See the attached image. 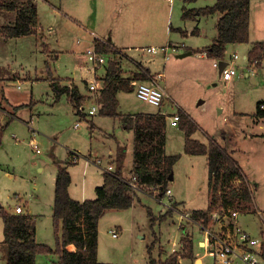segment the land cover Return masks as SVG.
Here are the masks:
<instances>
[{"label": "rangeland", "instance_id": "374dc122", "mask_svg": "<svg viewBox=\"0 0 264 264\" xmlns=\"http://www.w3.org/2000/svg\"><path fill=\"white\" fill-rule=\"evenodd\" d=\"M35 1L39 6V14L44 27V37L30 35L15 38L2 44V46L7 45L6 48H0V51L5 52L2 62L5 71H0V77L2 76V79L0 78V98L6 95L10 101L20 103H29L33 99L35 106L34 115H32L34 116L33 120H30L31 116L28 110V115H24V113L20 114L22 119L5 114V122H0V125L8 123L3 135V144L0 147V208L3 206L9 212L14 211L16 205L21 202L24 208L26 205L28 208L32 207L37 213H46L47 215H42L41 218L40 237L55 250L57 247V233L53 215L50 213L53 211L54 203L53 199H51V194L54 195L56 173L53 172V168L56 169L55 161L58 159H67L68 149L81 150L84 154L88 155V151L92 146L91 128L89 127L92 118L105 130L116 132L121 137L123 133L129 138L127 161L132 158L133 133L123 131L119 121L113 117L98 114L94 117L87 116L86 118H81L82 116L76 112L74 106L68 100L67 95H62L59 103L55 104V98H53L50 83L48 82L49 76H52L51 73L58 75V77H64L65 79L76 77L77 80H80L79 77L82 72L78 71V63L69 54L72 52L71 49L75 46V40L80 36V32L77 29L67 27L64 23L69 22L74 25V21L68 17V14H72L71 11L63 7L64 0L61 3L62 5L60 4V0ZM159 1L160 3L157 4H160V12L162 11L161 14L164 17L165 8L170 9L171 4L166 0ZM148 2L152 3V0H148ZM193 2L195 3L192 6L200 7L213 4L215 1L193 0ZM119 6V1L114 0L111 8L114 16L120 13L122 8ZM184 6L189 7L187 1L175 0L174 7L172 8L174 10L172 21L177 28L188 27L190 29L194 24L190 22L186 25V21L183 20L182 12ZM54 8L57 10L62 8L61 10L65 13L61 11H59L60 13H56ZM252 9L255 28L260 25L264 28V0H255L252 4ZM140 10L150 13V15L143 16L144 19L142 22H153L152 9H145L143 7ZM13 18V13L7 14L5 12L3 16L0 14V23H6ZM164 23L163 18L155 21V24H158V26L153 30L152 35L160 38L161 33L164 31ZM50 25H57L58 31L56 35L55 33L51 34L52 30L49 27ZM200 27L202 28V34L199 37L196 36L187 40L183 39L185 37L182 38L181 33H175L174 31L170 34L169 40L175 42L185 41L187 44L194 43L200 46L208 45L217 32L214 20L212 18L203 20ZM61 33H65L68 36H60V38L54 37L59 34L61 35ZM255 34L257 35V33ZM255 34L254 38H256ZM149 36H151L150 33L138 45H158L156 38H148ZM81 39L83 38L81 37ZM47 46L51 50L58 49L61 51L58 58L51 60V57H48L47 52H49V49ZM235 52L241 56L236 61L240 67L239 71H241L242 68L248 65L247 62L245 64V59H243L246 46H230L225 53V58L229 59ZM140 53L143 54V51L141 50ZM49 54L53 55V51ZM171 54L175 55L177 53L170 49L168 51L169 57H171ZM144 55L152 56L148 52H145ZM113 58H116V61H120L117 57H110L111 60H115ZM167 59V63L170 66L173 58ZM134 66H136L135 63ZM137 66L140 69L144 68L141 67L140 63ZM204 67L211 75L209 77L210 80L206 79L205 81L200 78L192 82L188 81V78L184 76V79L187 80L188 87H181V83L179 82L180 78L172 82L180 88L179 96L182 99L181 102L186 106L187 114L194 121L199 122L222 146L226 147L229 153L232 151L230 148L236 149L233 157L238 158V161L242 162L245 168H248L246 159L252 160L255 157L256 159L253 163L257 165L254 167V171L264 179V123L260 125L254 121L257 101L264 97V84L259 83L257 86H254L251 84V78L248 76H236L233 79V84L226 86L220 76L219 69L217 67L218 70L214 68L212 62L206 60ZM127 68L129 67L127 66ZM167 71H169V77H172L175 73L183 74L187 71V67L180 66L178 67V71H175V66H170ZM16 73H19V77L17 78H25L22 79L23 87L21 89L17 88L18 83H10L8 85L7 80H5V76L14 77ZM35 77L38 78L35 80L33 87L31 78L34 80ZM45 77H48V79H45ZM146 80L159 83L158 79L153 78V76ZM49 81L51 82L50 79ZM89 97L90 100L84 104L86 110L94 102L92 94ZM200 100L204 101L199 103ZM119 104L121 110L125 113H152L159 110V107L141 100L134 91L121 92L119 95ZM165 106L163 105L162 109ZM165 109L167 112L177 111L175 106H167ZM220 109H223V112L220 113ZM77 122L81 124L79 128L75 126ZM170 125L168 126L166 151L168 154H180V158L173 169L175 178L171 181L174 196L178 201L184 200L185 208L187 209L206 208L210 203L207 158L204 155L187 154L185 152L186 133L184 129L181 125L178 127H172ZM197 133H199L198 136L204 142L208 141L209 143L208 136L204 131L200 130ZM31 140L38 143L40 152L32 148L30 145ZM93 146L99 149L103 145L94 139ZM103 150L107 151V148H103ZM87 155L82 156L81 154L77 164H72L70 167L74 175L78 177L73 182V188L75 187L76 190H81V181L84 177L102 175L95 168L88 167ZM40 166H43V170L39 169ZM259 182V187L256 190L254 188L255 186L253 187L255 196L253 203L250 204L251 209H245L241 204L235 205L231 209L232 211L236 210L239 212L238 219L240 224L252 236L261 239L264 235V182ZM37 192L41 196V201L38 202L33 197V199H29L32 194H36ZM154 196H156V193L142 196L146 198L145 203L147 205L133 206L128 209H110L100 218L98 247V259L100 261L105 264H149L148 246L153 240L155 231L162 235L161 242L163 243L168 240L172 243L174 237L180 236L181 231L177 232L176 220L170 217L172 213L167 214L165 212L163 215L157 216L153 212L157 221L152 225L148 215V209L150 208L152 211L155 210L158 212L161 208H165L162 203L153 198ZM168 200L169 198L163 202H169ZM135 201L137 202L138 198H135ZM259 210L262 214H260ZM232 216L229 213L228 219L226 218L227 225L234 227V219ZM159 219L160 221L167 220L161 223L158 222ZM187 223L191 224H187L188 230L185 231L187 234L191 233V231L193 232L195 237L194 253L197 254L198 258L195 255V259H190L186 264H219L215 256L214 248L209 245L201 246L199 244L197 237L206 236L200 226L195 223L193 224L191 221H187ZM213 227L219 230L220 225L216 224ZM118 228L120 232L119 236H113L111 230ZM61 234L60 229L58 236H61ZM3 237L4 222L0 214V240H3ZM156 241L158 242V235H156ZM4 254V249H0V264H6L7 259L5 260ZM198 259H202V262H198ZM47 261L46 263V260L40 256L37 264H58V254L53 253ZM261 264H264V262Z\"/></svg>", "mask_w": 264, "mask_h": 264}, {"label": "trees", "instance_id": "16d2710c", "mask_svg": "<svg viewBox=\"0 0 264 264\" xmlns=\"http://www.w3.org/2000/svg\"><path fill=\"white\" fill-rule=\"evenodd\" d=\"M250 4L251 0H216L214 5L201 10L203 14L214 12L221 14L217 22V37L212 44L203 49L209 57L222 59L225 57L228 43L249 41ZM0 8L16 13L12 24L0 25L1 35L14 37L37 32L40 23L34 0H0ZM95 41L98 50L112 51L103 40L96 38ZM263 58L264 42H256L249 52V59L258 61L257 64L260 65ZM147 71H149L148 68L144 67L139 69L133 77L126 78L123 76V69L119 63L111 60L104 79L105 85L100 93V114L115 118L123 117L126 127L134 130L133 171L137 174L139 185L151 190L152 187L157 188V198L161 199L166 195L171 181L170 175L180 158V154L166 153L168 117L162 112H139L122 116L118 110V91L133 90L131 85L133 79H150L151 75ZM50 80L56 97L66 93L76 108L82 105L84 97L80 95L77 85H61L57 78ZM262 103L264 100L257 103L256 114L260 116H264ZM179 114V124L186 133L185 152L207 155L209 169L210 203L207 208L192 210L191 218L205 227H210L213 220L212 212L218 207L230 209L241 204L245 209H251L254 191L238 161L215 139L209 138L208 144L195 139L193 134L198 129V124L186 112L179 110ZM7 124L0 125V147L3 144ZM125 155L126 148L119 146L116 172L105 173L104 183L97 187V197L84 201L70 195L69 186L72 177L68 169L69 163L55 162L57 166L53 204V218L57 233L55 250L37 241L35 216L28 213L9 212L1 206L7 264H37V255L53 253L58 254L59 264H100L98 261L100 218L110 209L132 207L136 198L135 191L120 178L123 176L121 167ZM172 206L175 208L176 203ZM169 213H172L171 209L167 211V214ZM148 215L154 225L157 218L150 208ZM60 229L62 234L58 236ZM156 242L155 237L148 246L149 264H183L182 259H195L194 241L189 234L181 238V249L166 257H153L152 251ZM70 244H74L76 249H68ZM262 255L264 257V245Z\"/></svg>", "mask_w": 264, "mask_h": 264}, {"label": "crops", "instance_id": "0c3cea01", "mask_svg": "<svg viewBox=\"0 0 264 264\" xmlns=\"http://www.w3.org/2000/svg\"><path fill=\"white\" fill-rule=\"evenodd\" d=\"M62 1L63 0H60V4L62 3ZM113 1L114 0H64L63 7L66 10L71 11L72 14H68V13L67 14L69 15L68 17L74 21V25L72 23H69V22H64V23L66 24L67 27L77 29L80 32V36L76 38L75 46L72 47V49H71L72 52H70L69 54L71 56H73L74 59L76 60V62L78 63V65H79L78 71L82 72V74L79 77L80 80H77L76 77H69V78H67L68 79L67 80L64 77H60V76L58 77V75H53L52 73H51L52 76H49V79L57 78L61 85H69V84L77 85L80 95H82L84 97L82 105H84L88 100H90L89 96H90V94H92V91L89 88V84L91 83V81L96 80L101 85V89H100L99 96H98V101L101 104L100 93H101V90L104 88V85H105L104 79H105V76L107 74V67L109 65V62L111 61L110 57L111 56L117 57L118 60H120L117 62L122 67L123 76L126 78L133 77L134 74L139 71L140 67L137 66V64L140 63L141 67H147L148 68L149 71H147V73H149V75L153 76V78H157L159 84L167 91L169 96L165 99V101L163 103L164 106L166 105L165 108L167 106H173V107L175 106L177 108V111L175 110V112H167L165 108L162 109L163 108V106H162V108H159V110L157 112H162V113L167 115L168 126L171 124L170 126H172V127H178L180 124L173 125L171 123V120L169 119L170 116L176 112H179V110H182L186 113H188V111H186L187 109H186V106L184 105V103L181 102L182 99L179 96V93H180L179 86L178 85L175 86L172 82L175 79L180 78L179 82L181 83V87L182 86L188 87L187 80L184 79L185 77L188 78V81H192V82H194L195 80H198L200 78L204 79L206 81V79H209V77H211V75L208 73V71L204 67V62L206 60H208V61L212 62V66L214 68H216V66H214V64H213V58L209 57L207 55L206 51H204L203 49L213 43V41L217 37L218 32H216V34L213 36V38L211 39V41L209 42L208 45L205 44L202 46H200L199 44H194V43L187 44V42H185V41L175 42V41L169 40V37H170V34L173 33L174 31H175V33H179V34L181 33L182 38L185 37L183 39H187V40L192 38V37H196V36L199 37L202 34V28L200 27V25L202 24L203 20H208L210 18H212L214 20L215 28L217 30V22L219 20L220 15H221L220 12H214L212 14L201 13V10L203 8H205L207 6L214 5L216 3V0H214L215 2L213 4H208L206 6H200V7L192 6V5H194L193 3H195V2H193V0H185L188 2L189 7H187V6L183 7L182 18H183V20L186 21V25H188V23H190V22L194 24V26L191 27L190 29L188 27H186V28L178 27L177 28L174 26L173 21H172V14H173L174 10L172 8L174 7L175 0L172 2L169 0H166L171 5H170V9L165 8V16L164 17L161 14L162 11L160 12V4L159 5L157 4V3H160L159 0H157V1L152 0V3L148 2V0H118L120 3L119 7L122 9H121L120 13H117L115 16L113 14V11H111V8L113 6ZM254 1L255 0H251V4H250L249 41L248 42H231V43H228L227 47H226V51H227V49L230 46L245 45L246 46V52H245V55L243 56V59H245L244 60L245 64H246V62L248 63V61H249V52L253 48L254 44L256 42H261V41L264 42V28H262L261 25L258 26L257 28H255V21H254V16H253V9H252V4ZM35 3H36V1H35ZM36 5L38 8V19H39L40 25L37 29V32L35 34H31V35H38V36L40 35V36L44 37V33H43L44 27H43L42 20L40 18V14H39V6L37 3H36ZM143 7L145 9H152L153 12L151 14L153 15V22H151V23L147 22V21L142 22L145 15H148V14L150 15L149 12H143L140 10V9H143ZM54 9H55L56 13H60L59 11H61L62 13H65L61 10L62 8H59L60 10H57L56 8H54ZM5 12L7 14L13 13L14 18L10 19L6 23H0V25L12 24L15 21V16H16L15 11H7V10L0 8V14L2 16L4 15ZM123 12H124V14L122 15ZM155 14H157V16H155ZM161 18H163L165 21L164 31L161 33L160 38H157L154 35H152V32L158 26V24H155V21H159ZM61 20H63V19H61ZM145 22H146L148 27L146 26ZM49 27L52 30L51 34L55 33V35H56V32L58 31L57 25H50ZM145 30H147L146 33H145ZM93 31L95 32L96 37H98L99 39H101L105 43H107L108 48L112 50L110 52L104 51L106 54V57H107L106 62L97 68L93 67V65H92L91 61L89 60L88 55L86 53V50L89 47L93 46L94 44L96 46V41L94 42V40L96 38L93 34H91ZM148 33L151 34V36H149L148 38H153V39L156 38L158 45H156V44H149L147 46L138 45L143 39L147 38ZM255 33H257V35ZM254 34L256 35L255 36L256 38H254ZM25 36H30V35H25ZM25 36L5 37V36L0 34V46H1L0 48H6L7 47V45L2 46V44H4V43H7V42H9L15 38H21V37H25ZM60 36L61 37H67L68 35H66L65 33H61V35L59 34V35L54 36V37L60 38ZM81 37L83 39L80 40ZM173 47H175V49H173ZM47 48L49 49V52H47L48 57H51V60L52 59L55 60L56 58H58L59 53L61 51H59L58 49L51 50L49 46H47ZM152 48H153V50H152ZM170 49H172L174 52L177 53L175 55L171 54L173 61L170 62V66H175V71H178V67H180V66H186L187 71H185L183 74L182 73H175V75H173L172 77H169V71H167V70L170 66L167 63V60H168L167 58H169V59L171 58L168 55V51ZM141 50L143 51V54L140 53ZM51 51H53V55L49 54ZM145 52L152 54V56H145L144 55ZM4 53H5L4 51H0V63H1L0 64V71H2V70L5 71V67L2 65ZM235 53H237V52H235ZM240 58H241V56H239L238 59H240ZM113 59H115V61H116V58H113ZM134 63L136 64V66H134ZM261 63H262L261 66H257L258 70H260V71L257 72L256 75H254L252 77L248 76L249 78H251V84L254 86H257L259 83L264 84V71H263L264 70V58L262 59ZM127 66L129 68H127ZM217 68L219 69V73L221 76V72H220L221 68L220 67H217ZM2 73H4V72H2ZM18 74L19 73H16L14 77L5 76V80H7L8 85L10 83H18L17 88H19L18 87L19 84L22 85V82H23L22 79H25V78H17V77H19ZM0 78L2 79V76ZM37 78L38 77H35L34 80H32V78H31L33 87L35 84V80ZM46 78L48 79V77H45V79ZM49 79H48V82L50 83V88H51L52 93H53V98H55V104H58L60 99H62L61 98L62 95H67V94L65 93V94H62L60 97H56L55 92L52 89L51 82L49 81ZM144 80H146V79H144ZM139 81H143V79H133L131 81V85L133 86V90H131V91H134L136 93V86L139 83ZM233 81L234 80H231L229 82L224 81L225 84H224V82H223V84L226 86H230L231 84H233ZM21 88H19V89H21ZM121 92H129V91L124 90V89H120L118 91V99H119V95L121 94ZM67 97H68V100L70 101V103L72 104V106H74L68 95H67ZM261 100H264V97L258 99V101H261ZM203 101L204 100H200L199 103H202ZM258 101H257V103H258ZM74 109L76 110V112L80 116H82L81 118H86L87 116L94 117V116L100 114V111L98 113L92 114V115L84 113V112H80L79 109L76 108L75 106H74ZM28 110L30 111V116H31L30 120L31 119L33 120L34 116H32V115H34V110H35L33 99H31V102H29V103H27V102L20 103V102L10 101L6 95H5V97L3 96L2 98H0V119H1L0 122H5L4 118L6 117V115H9V116L14 117V118L22 119L20 114L24 113V115H28V112H27ZM118 110L122 114V116L123 115L126 116L129 114H135L132 112H130V113L123 112L120 108V104H119ZM219 111L221 113V112H223V109H220ZM256 111H257V106H256V110L254 112V121L256 123H259L260 125H262L264 123V116L257 115ZM157 112H152V113H157ZM102 116H104V115H102ZM108 117H111V116H108ZM113 118H115V117H113ZM115 119H117L119 121L120 126L123 129V131H127L128 133L129 132L133 133L132 148H131L132 158L128 159V161H127L128 153H129V144H128L129 138L126 137L123 133L121 134L122 135V137H121L116 132L105 130L102 126H100L94 120V118H92V120H90V124H89V127L91 128L92 146L88 151V155L84 154L81 150L68 149L67 159L56 160V161H62L64 163L65 162L69 163L68 169H69V171L71 173V177H72V182L69 186V191H70V195L73 198L80 200V201H84L86 199H94L97 197V187L101 186L104 183V174H105L104 167L107 166V164L109 162H113L116 166V169H117V154H118L119 146H124L126 148L125 159L123 162V166L121 167L122 175L124 177H129L132 174V172H134L133 171L134 130L126 127L124 120H123V117H116ZM27 121H29V120H27ZM197 124H198V129L193 134V137L195 139H198V140L204 142V140L198 136L199 133H197V132H200V130H202L208 136V139L213 138L216 140V138L213 135H210V133L199 122ZM80 126H81V124L77 128H79ZM168 126H167V131H166V144H167ZM94 139L96 140V142L101 143L103 146H101L99 149L95 148L93 146ZM216 141L218 142V140H216ZM204 143L208 144V141L204 142ZM103 148H107V151H104ZM230 149L232 150V151L230 150L231 151L230 153L233 157V154L236 151V149H233V148H230ZM74 151L81 153L82 156L87 155V158L91 159V161H93V163H91V162L89 163L88 167L89 168L93 167L97 170V172L102 174V175H93L90 177H88V176L84 177L83 180L81 181V184H82L81 190H76L75 187L73 188V182H75V179L76 180L78 179V177L74 175V172L70 168L72 164H77V163H74L72 161ZM166 153H167V151H166ZM187 154H190V153H187ZM168 155H174V154H168ZM191 155H204L207 158V155H205V154H191ZM98 159H101V161L99 163H96V160H98ZM234 159H236L238 161V158H234ZM255 159H256L255 157H253L252 160L246 159V161L248 163V168H245L243 166L242 162L238 161V163L240 164V166L244 170V173L247 176V179H248L249 184L251 185L252 189L255 186L254 188L256 190L259 187V184H260L259 181L264 182V179L261 178V176L254 171V169H255L254 167L257 165L256 163H253ZM0 166H1V164H0ZM251 168L253 171L251 170ZM39 169L43 170V166H40ZM53 172H55L57 174V166H56V169L53 168ZM174 178H175V172L173 170V179L171 181H173ZM55 181H56V179H55ZM55 181H54V195L51 194V199H53V202H54V196H55ZM171 181L169 183V187L172 190L171 196L166 195L161 199L157 198V196L153 197L154 199H157L160 203H162V205L165 208L164 209L161 208L158 212L153 210V212L157 216H160L161 214L163 215L165 212H167L169 210L167 208V205H169L170 202L172 204L176 203L175 208L173 210L171 209L172 210V216H170V217L176 220L177 232L181 231V233H180L179 237L173 238L172 243L170 240L163 243V242H161V236L162 235L160 233H158L157 231H155L154 232L155 235H154L153 240H152V242H153L156 235H158V242L155 244V247L152 251V255L155 258L166 257L171 252L176 251V250L178 251L181 249L180 240L184 235L187 234V232H186L188 230L187 224L190 225L191 223L189 224V223H187L186 220L181 219L180 214L181 213H188V212L191 213V211L195 209V208L194 209L185 208V204H184L185 201L184 200L178 201L175 198L174 190L171 186V184H172ZM150 193L154 194V192L151 189H146V188H143L142 190L137 192L136 198H138V201L137 202L135 201L133 206L147 205L145 203L146 198H143L142 196L143 195H149ZM140 194H142V195H140ZM32 197L35 198V200L38 202L41 201V196H40L39 192H37L36 194L35 193L32 194L29 199H33ZM209 197H210V191H209ZM167 198H169V200H168L169 202H163ZM209 200H210V198H209ZM255 201H256V197H255ZM18 204L22 205V208L24 210L23 213H28V214L35 216V219H36V239L38 242L47 244V242H44L45 240L40 237L41 218H42V215H47V214L41 213V212L37 213V212H35V210L32 209V207L28 208V206H26V205L24 208V206L21 202H19ZM136 204H139V205H136ZM256 206H257V203H256ZM258 209H259V207H258ZM186 210H188V211H186ZM260 210H261V208H260ZM15 211H16V208L14 211H10V212L15 213ZM50 213L53 215V211ZM260 214H262L261 211H260ZM166 220L160 221V219H159L158 222L163 223ZM233 221H234L235 226L233 227L231 225L230 226L227 225L228 229L227 228L225 229L226 233L233 234L235 232L234 228L236 226H238L239 228H241L243 230H246L240 224L238 218L236 220H233ZM192 223L198 224L196 222H192ZM112 230H114V229H112ZM112 230H111V232H112ZM115 230L118 231V235L116 236V237H118L120 234L119 228L115 229ZM183 231H185V232L183 233ZM202 232L205 233L206 236L205 237H203V236L197 237L199 244L201 246H207L205 244V241L208 239L207 233L204 231H202ZM189 235L192 237V239L194 241L195 237H194L192 231H191V233H189ZM47 245H49V244H47ZM71 245H74V244H70L68 246V249L75 250L76 246L74 245L73 248H70ZM0 249H4V251H5L4 256H5V260H6L7 247H6V244L3 242V240H0ZM52 255L53 254H47V255L46 254H39V255H37L36 261H39V257L42 256L46 260V263H47L48 262L47 260L50 259V257ZM195 255H196V258H198L197 254H195ZM98 261L100 264H105L104 262L100 261L99 259H98ZM188 261H190V259L182 260L183 264H186V262H188ZM198 261L202 262V259H198ZM57 262L59 264V256H58ZM262 262H264L263 255H262L261 263ZM6 264H7V260H6Z\"/></svg>", "mask_w": 264, "mask_h": 264}, {"label": "built area", "instance_id": "2783aa9c", "mask_svg": "<svg viewBox=\"0 0 264 264\" xmlns=\"http://www.w3.org/2000/svg\"><path fill=\"white\" fill-rule=\"evenodd\" d=\"M174 1V0H169ZM91 34H93L96 37L95 32L93 31ZM95 42V40H94ZM153 50V48H152ZM89 60L91 61L94 68L99 67L103 63L106 62V54L103 51H100L97 49L95 44L91 47H89L86 51ZM239 58L238 53H234L230 56L229 59L222 58V59H214V66L220 67L221 62H224L225 65L221 71V77L225 82H229L233 80L236 76H254L259 66L257 64L258 61H252L249 59L248 65L245 68H242L241 71H239V66L237 65L236 61ZM19 88L22 87L21 84L18 85ZM89 88L92 91L93 96V105L86 110L84 105L79 106V111L84 112L87 114H96L100 111L101 104L99 103L98 96L101 89V85L98 81L93 80L89 84ZM136 94L137 96L143 100L146 101L152 105H155L159 108H162L163 103L165 99L169 96L167 91L157 82H151L147 80L139 81V83L136 86ZM261 108L264 109V103L261 104ZM171 123L173 125H178L180 120V114L179 112L174 113L170 116ZM80 125V122L76 123V127ZM30 145L36 149L38 152L40 151L39 145L36 141L31 140ZM81 157V153L74 151L73 159L72 161L74 163H77ZM101 159L96 160V163H99ZM93 163L91 159L87 158V163ZM105 173H115L116 172V166L113 162H109L107 166L104 167ZM123 181H125L134 191L135 193L139 192L143 189L142 186L138 183V177L135 172H132V174L129 177H120ZM240 181V180H238ZM152 191L154 194H157V188L152 187ZM172 190L170 187H168L166 195L171 196ZM165 195V196H166ZM157 196V195H156ZM173 204L170 202L169 205H167L168 209H174L172 206ZM16 211L15 213H23L24 210L22 208L21 204L16 205ZM229 213H231L233 216L232 218L236 220L238 218L239 212L232 209H225V208H217L212 212V225L210 227H205L202 224L200 225V228L207 233L208 239L205 241L206 245H209L214 248L215 250V256L217 258V261L219 264H237V263H243V264H261L262 261V252H263V245H264V235L261 239L252 236L248 231L243 230L236 226L234 228L235 232L233 234H229L225 232V229L227 228V219L229 217ZM180 218L186 221L195 222L190 215V212L188 213H181ZM227 218V219H226ZM197 223V222H196ZM219 224L220 228L219 230L214 229V225ZM228 229V228H227ZM112 234L114 236L118 235L117 230H112Z\"/></svg>", "mask_w": 264, "mask_h": 264}, {"label": "water", "instance_id": "95a60500", "mask_svg": "<svg viewBox=\"0 0 264 264\" xmlns=\"http://www.w3.org/2000/svg\"><path fill=\"white\" fill-rule=\"evenodd\" d=\"M224 65H225V63H224V62H221V66H220L221 70H220V72L222 71ZM170 179H171V180L173 179V173H171V175H170ZM198 262H199V261H198Z\"/></svg>", "mask_w": 264, "mask_h": 264}]
</instances>
